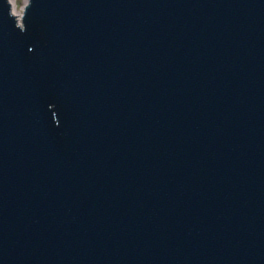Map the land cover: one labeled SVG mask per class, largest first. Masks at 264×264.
<instances>
[{
    "label": "water",
    "instance_id": "95a60500",
    "mask_svg": "<svg viewBox=\"0 0 264 264\" xmlns=\"http://www.w3.org/2000/svg\"><path fill=\"white\" fill-rule=\"evenodd\" d=\"M0 264H264V0H0Z\"/></svg>",
    "mask_w": 264,
    "mask_h": 264
},
{
    "label": "bare ground",
    "instance_id": "6f19581e",
    "mask_svg": "<svg viewBox=\"0 0 264 264\" xmlns=\"http://www.w3.org/2000/svg\"><path fill=\"white\" fill-rule=\"evenodd\" d=\"M28 2H29V0H25L24 6H26ZM10 3L12 6V10H13L14 15L17 17V20L19 21V23H21L22 17H23V10L18 9L17 0H10Z\"/></svg>",
    "mask_w": 264,
    "mask_h": 264
},
{
    "label": "rangeland",
    "instance_id": "374dc122",
    "mask_svg": "<svg viewBox=\"0 0 264 264\" xmlns=\"http://www.w3.org/2000/svg\"><path fill=\"white\" fill-rule=\"evenodd\" d=\"M17 5H18V9L19 10H23L24 12V8H25V0H17Z\"/></svg>",
    "mask_w": 264,
    "mask_h": 264
}]
</instances>
